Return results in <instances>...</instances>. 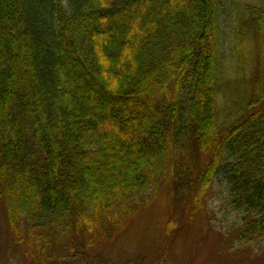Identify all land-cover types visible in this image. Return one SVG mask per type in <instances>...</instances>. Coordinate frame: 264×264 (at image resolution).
I'll return each instance as SVG.
<instances>
[{
    "label": "trees",
    "instance_id": "16d2710c",
    "mask_svg": "<svg viewBox=\"0 0 264 264\" xmlns=\"http://www.w3.org/2000/svg\"><path fill=\"white\" fill-rule=\"evenodd\" d=\"M261 2L237 5L246 52L227 64L222 0H0V209L32 264L153 206L175 239L219 176L240 236L264 240Z\"/></svg>",
    "mask_w": 264,
    "mask_h": 264
},
{
    "label": "rangeland",
    "instance_id": "374dc122",
    "mask_svg": "<svg viewBox=\"0 0 264 264\" xmlns=\"http://www.w3.org/2000/svg\"><path fill=\"white\" fill-rule=\"evenodd\" d=\"M225 13L222 16L221 60L229 63L235 45L246 52V23L236 27L237 5L258 3L261 0H222ZM243 10V8H241ZM235 40V44H234ZM234 45V46H233ZM235 72L250 77L248 63L234 60ZM240 64V67L238 66ZM242 64V67H241ZM228 183L219 176L213 182L211 194L205 199L203 209L199 210L188 228L181 231L175 239L160 236L158 224L164 223L163 211L157 206L142 211L139 217L118 236L103 240L98 245L84 247L83 250L68 254V243L52 245L55 252L66 259L58 264H264V240H250L240 236L241 216L229 205ZM177 220L182 217V207ZM3 211L0 209V264H32L34 255L25 251L26 243L16 240L7 227ZM22 231L24 224L21 223ZM23 235V234H22ZM24 236V235H23ZM100 242V241H99ZM25 243V244H23ZM74 249V248H72ZM59 250V251H58Z\"/></svg>",
    "mask_w": 264,
    "mask_h": 264
}]
</instances>
